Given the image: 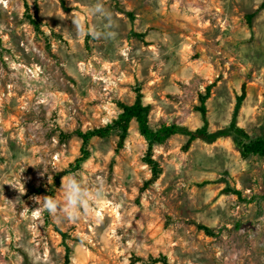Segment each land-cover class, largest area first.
<instances>
[{
    "label": "rangeland",
    "instance_id": "obj_1",
    "mask_svg": "<svg viewBox=\"0 0 264 264\" xmlns=\"http://www.w3.org/2000/svg\"><path fill=\"white\" fill-rule=\"evenodd\" d=\"M99 4L103 13L93 9ZM112 37L79 35L74 20ZM247 96L236 115L243 88ZM235 119L264 138V0H0V264H264V158L232 137L175 135L154 149L133 121L95 138L140 95L154 129ZM103 183L79 220L56 223L36 197L62 179Z\"/></svg>",
    "mask_w": 264,
    "mask_h": 264
},
{
    "label": "trees",
    "instance_id": "obj_2",
    "mask_svg": "<svg viewBox=\"0 0 264 264\" xmlns=\"http://www.w3.org/2000/svg\"><path fill=\"white\" fill-rule=\"evenodd\" d=\"M209 96L210 89L208 90L207 96L203 98L202 106L200 108L203 115V126L193 130L179 125H164L158 129H154L150 124V108L143 102L142 97L139 95L133 105H124L123 113L107 126L87 132H77L79 137L83 140V148L82 156L76 161V167H81V165L90 158L91 153L88 149V145L91 140L95 138L104 139L112 135L114 132H118L120 134V147H123L129 136L133 121L137 123L140 134L145 137L148 142V151L145 161L152 171L150 183L157 182L162 175L160 164L154 158L155 147L164 144L175 135H184L188 138V142L185 146L186 150L191 149L193 143L198 141L211 145L222 139L232 137L235 141L239 142L242 155L245 158L250 156L264 158V138L252 140L248 132L240 127L236 120V115L247 96L246 86L243 88V93L239 98L235 119L228 127L217 131L210 130L206 108V100ZM157 261H162L164 264H167L166 259Z\"/></svg>",
    "mask_w": 264,
    "mask_h": 264
},
{
    "label": "clouds",
    "instance_id": "obj_3",
    "mask_svg": "<svg viewBox=\"0 0 264 264\" xmlns=\"http://www.w3.org/2000/svg\"><path fill=\"white\" fill-rule=\"evenodd\" d=\"M95 13H103L104 9L97 4L93 9ZM75 28L79 35H89L93 39L105 35L112 37L113 32H94L91 28H86L85 25L78 19L74 20ZM63 199L52 198L49 196L36 197L39 208H42L56 222L60 223L64 220L75 221L86 217L91 211V205L99 204L106 195L103 183L94 187L86 186L81 182L76 174L68 176L66 181L62 179Z\"/></svg>",
    "mask_w": 264,
    "mask_h": 264
}]
</instances>
